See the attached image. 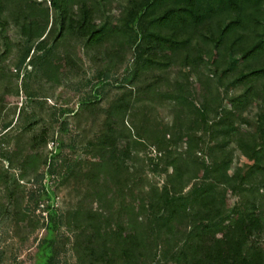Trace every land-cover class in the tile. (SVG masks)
<instances>
[{
    "label": "trees",
    "instance_id": "trees-1",
    "mask_svg": "<svg viewBox=\"0 0 264 264\" xmlns=\"http://www.w3.org/2000/svg\"><path fill=\"white\" fill-rule=\"evenodd\" d=\"M2 2L18 6L10 11L15 23L24 13L26 44L14 67L28 57L48 77L59 75L72 56L59 52L57 41L70 34L104 45V55L120 61L134 44L130 87L107 105L87 173L91 204L72 214L77 227L90 229L75 240L80 263L264 264V0H127L119 15L108 7L112 0H0V13ZM50 17L58 29L49 42ZM144 38L155 47H143ZM167 102L170 125L151 110ZM253 104L254 119L244 115ZM133 138L162 151L161 187L144 192L143 182L130 179ZM178 141L184 149H172ZM235 149L244 164L230 170ZM40 161L28 150L21 164ZM191 179L197 181L185 190ZM134 191L137 206L124 202ZM117 196L123 201L113 211ZM32 245L23 261L57 264L51 245Z\"/></svg>",
    "mask_w": 264,
    "mask_h": 264
},
{
    "label": "rangeland",
    "instance_id": "rangeland-1",
    "mask_svg": "<svg viewBox=\"0 0 264 264\" xmlns=\"http://www.w3.org/2000/svg\"><path fill=\"white\" fill-rule=\"evenodd\" d=\"M39 1L48 5V0ZM126 3L127 0H112L108 7L119 15ZM1 6L0 19L6 17L7 23L4 28L0 25V264H29L30 257L23 259L33 250V243L51 245L57 264H81L75 240L78 233H81L79 237L89 235L90 229L77 227L72 214L75 209L91 204L87 173L93 170L105 109L113 98L130 87L127 73L134 60V44L127 46L120 61L117 57H106L104 45H85L84 39L70 34L58 39L57 49L61 53L67 50L72 63L59 75L48 77L28 57L20 67H14L26 44L20 30L24 13H16L19 22L15 23L10 11L15 12L18 6L12 7L6 2ZM50 13L54 16L52 9ZM50 26L51 31L45 37L49 42L58 29V24H51V17L47 29ZM142 45L146 49L155 47L147 38L142 40ZM32 51L33 48L30 55ZM202 68L204 73L209 71L207 66ZM190 77L196 78L194 74ZM227 91L233 94V86H228ZM171 104L153 103L152 113L164 125L173 121L168 112ZM256 112L253 104L244 115L254 119ZM7 121L10 124L5 127L3 123ZM242 126L248 127V124ZM131 143V156L126 160L130 179L137 184L143 182L144 192L152 185L161 187L166 175L162 151L147 138H133ZM233 144L230 141L228 145ZM171 147L184 149L185 142L178 141ZM28 150L40 155L41 161L36 167L21 164ZM196 154L201 155V151ZM204 159L209 161L206 155ZM239 164H244L243 155L235 149L230 170ZM196 181L191 179L184 189ZM139 198L134 191L124 202L137 206ZM122 201L117 196L113 211L119 209ZM259 242L264 246V232Z\"/></svg>",
    "mask_w": 264,
    "mask_h": 264
}]
</instances>
